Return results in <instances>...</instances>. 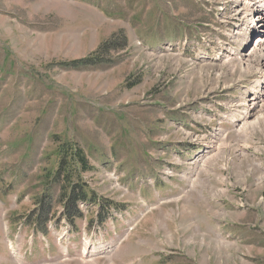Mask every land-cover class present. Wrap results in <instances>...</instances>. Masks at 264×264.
<instances>
[{"label": "rangeland", "instance_id": "1", "mask_svg": "<svg viewBox=\"0 0 264 264\" xmlns=\"http://www.w3.org/2000/svg\"><path fill=\"white\" fill-rule=\"evenodd\" d=\"M241 18L233 0H0V264H264V216L249 212L238 187L227 218L217 214L225 202H197L187 186L183 220L181 202L151 205L150 179L180 170L178 161L193 178L204 167L224 196L231 140L252 196L264 199V121L245 133L227 122L229 103L264 63L257 52L216 54ZM243 62L253 71L244 75ZM257 97L264 103V84ZM196 145L208 150L180 153ZM77 154L87 171L72 166ZM63 163L73 175L57 176ZM77 182L85 205L64 219L63 189ZM41 210L49 220L38 227ZM157 223L165 228L153 234ZM168 231L173 247L145 243Z\"/></svg>", "mask_w": 264, "mask_h": 264}, {"label": "crops", "instance_id": "2", "mask_svg": "<svg viewBox=\"0 0 264 264\" xmlns=\"http://www.w3.org/2000/svg\"><path fill=\"white\" fill-rule=\"evenodd\" d=\"M235 142H241L243 143V145L241 146V149H246L249 148L248 145L245 147V142H248V138L245 139L244 137H242L241 139H238ZM231 147L228 148L227 150H229V153L231 154L228 162H231L232 164L227 165L225 171L230 172L231 176L229 178V180L227 181L225 178V191H224V196H219L218 192H222L221 190H217L216 187L214 186H210L208 183V177L206 178H202V172L201 168L198 171L199 176L193 180L194 183L192 184V181H190V179L184 177H180L178 179H174L170 182H168L170 184L171 187L167 188L165 191H159V197L161 198V200L159 199V197H156L158 199L157 202L152 203L151 205H156V204H163V203H167L173 196H178L181 192H179V190L181 189V187H186L188 189H190V191L193 192L192 193H196L198 195V199L196 200L197 202H209V201H214V202H225V204L227 205V208L225 210H221L220 212H217V214L222 217L220 214L224 213L225 217L222 218H227L228 216V212H231L232 215H234V211H233V207L234 204H236L237 202H235V197H237V193H235V189H237V187L241 190V194H243V196H248V199L245 198V202L248 206H250L251 208H249V212H254L255 214H257V218L258 220L264 216V199H261L260 197L258 198V196H252L251 191L249 189V176L245 175L244 170L242 169L244 167V164H235L234 163V153H233V149H234V140H231ZM245 147V148H244ZM241 150H239L238 152H240ZM232 152V153H231ZM248 170V169H246ZM189 170H185L184 168L181 169L180 172H183L185 175H188ZM249 172V170H248ZM234 173L238 174V173H244L245 178L243 177V179H241V177H234ZM239 179V182L237 181ZM236 180L235 185L233 183V181ZM175 184V185H173ZM257 186L259 187L258 189H264V177H261L259 180H257ZM177 189V190H174ZM177 191V192H176ZM260 191V190H259ZM170 193V196H166V193ZM261 192V191H260ZM158 193V192H157ZM172 193V194H171ZM263 198V197H262ZM261 199V200H260ZM193 200V195H188L186 197L183 198H179L176 201H173L175 203H180L181 202V207L183 210L182 213V220H183V214L188 212L189 214L192 213V210L186 206H189L191 204ZM250 201V203L248 202ZM148 203H150V200H148ZM229 206H232L231 208ZM212 210V209H209ZM170 217H172L170 215ZM177 217H179L177 215ZM172 221V220H171ZM225 221L227 222V220L225 219ZM177 224V223H176ZM152 227V232L153 234H157L158 232H160L161 230H163V228H165V224L163 223H157V224H151ZM173 227L175 228V222H173ZM180 227V225H178V228ZM176 229V228H175ZM156 235H152V237L154 238ZM171 236H174V232L173 231H168L167 234H163V241L159 242L156 239L155 240H147L145 243L148 246H151L153 249L155 250H161L163 245H172V241H171ZM187 245V243H184V246Z\"/></svg>", "mask_w": 264, "mask_h": 264}, {"label": "bare ground", "instance_id": "3", "mask_svg": "<svg viewBox=\"0 0 264 264\" xmlns=\"http://www.w3.org/2000/svg\"><path fill=\"white\" fill-rule=\"evenodd\" d=\"M248 0H244V2H242L241 0H236V2H238L239 3V6H241V9L238 7V11H240V14H242V16H244V18H245V23L244 24H247L248 23V19L250 20L252 17H253V15L254 14H257V13H261L260 15H257V17L256 18H254L253 19V24H264V0H255L256 1V4H253V3H251V2H247ZM242 2V3H241ZM236 8V7H235ZM239 13V12H238ZM239 15V14H238ZM264 29V28H263ZM247 31V29H246V27L245 26H242V27H240V28H238V29H236L235 30V32H234V34H233V36L234 37H241V36H243V35H245V32ZM262 32H264V30H262ZM261 32V35L259 36V38L257 39L258 41L260 40L261 42H263V43H261V46H260V48H259V50H256L255 51V53L257 52V53H259L260 54V58H259V63L260 64H263L264 63V33H262ZM263 39V40H262ZM231 44H234V45H236V43H235V41L233 40V41H231ZM227 47L228 48H230V45H227ZM228 54H229V56H233L234 58L236 57V59H237V55H235L232 51L230 52V50H228V52H227ZM245 55H248V56H252L251 54L249 55L248 53H244V54H242L241 56L243 57V56H245ZM254 57H255V55H254ZM229 61V60H228ZM245 65L248 67L247 68V72H244V75H246V74H249L251 71H253V66H251V67H249L250 65H247V63H245ZM256 79H260V78H262V79H264V65H263V67L261 68H259L258 70H257V72H256V74H255V76H254ZM248 79L250 78V75L247 77ZM253 81V80H252ZM260 80H258V85H260ZM257 86V85H256ZM256 86H253V88H251L250 90H247V92H248V96H249V98H250V101L252 102V105H254V106H257V105H259V103L261 102H259V103H255L254 101H256V98H258V97H256L255 95H253L254 94V88L256 87ZM258 100V99H257ZM260 108H262V106L260 105ZM255 110V107H252V106H250L249 107V109H248V111H254ZM255 112H256V110L254 111V114H255ZM253 114V115H254ZM260 115V116H259ZM236 116V114L234 113L233 114V116L231 117V118H229V120H231V119H233V117H235ZM258 120L259 121H257V120H255V121H253V123L252 124H248V125H246V127H245V125L243 124V128H241V131H242V133H245V132H247V131H256V130H258V129H260V122L261 121H264V113L263 114H259L258 113ZM262 119V120H261ZM245 120V119H244ZM254 126H257V128H254ZM245 127V128H244ZM225 134V131H223L222 133H220V135L221 136H223ZM245 148V147H244ZM243 152H244V150L242 149L241 150V154H243ZM204 171V167H202L201 168V172H203ZM206 173V172H205ZM187 178H189V177H187ZM102 248H100V250H101ZM84 251H85V254H84V252H83V255L85 256V257H88V256H90L93 252H94V248H92V250H90V249H87V248H85L84 249ZM96 254H97V252H96Z\"/></svg>", "mask_w": 264, "mask_h": 264}, {"label": "trees", "instance_id": "4", "mask_svg": "<svg viewBox=\"0 0 264 264\" xmlns=\"http://www.w3.org/2000/svg\"><path fill=\"white\" fill-rule=\"evenodd\" d=\"M74 157L72 158V166H74V168L76 167V165H79V167H81V169H83V171H87L88 167H87V161L84 159L83 156H78L77 155H73ZM80 157V158H79ZM70 164V163H68ZM77 168V167H76ZM63 172H65V174L67 176H71L73 175V170L71 167H65L64 163L60 166V171H59V175H61ZM72 187L70 189L69 192L65 191V194H69L68 198H66L65 202H66V208H68L69 210H71L72 208H74V206L77 204V200L79 199H75L76 195L81 196L82 194H84L85 188L83 185L80 184H70ZM85 196H82L81 198H84ZM47 213H42L40 216L42 218L46 217Z\"/></svg>", "mask_w": 264, "mask_h": 264}]
</instances>
